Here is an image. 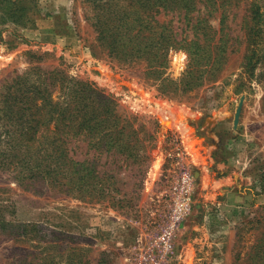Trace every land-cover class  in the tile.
<instances>
[{
    "label": "rangeland",
    "instance_id": "obj_1",
    "mask_svg": "<svg viewBox=\"0 0 264 264\" xmlns=\"http://www.w3.org/2000/svg\"><path fill=\"white\" fill-rule=\"evenodd\" d=\"M231 3L223 24L234 41L222 71L180 102L92 56L91 0H0V83L45 55L43 69L92 82L161 128L130 212L0 169V264H257L255 246L264 240V0ZM185 66V54L172 55V77Z\"/></svg>",
    "mask_w": 264,
    "mask_h": 264
},
{
    "label": "trees",
    "instance_id": "obj_2",
    "mask_svg": "<svg viewBox=\"0 0 264 264\" xmlns=\"http://www.w3.org/2000/svg\"><path fill=\"white\" fill-rule=\"evenodd\" d=\"M91 1L97 9L88 18L94 58L180 102L216 82L234 41L223 24L231 0H204L203 15L200 0ZM218 13L216 29L211 21ZM179 52L186 66L174 78L171 57ZM44 56L0 83V169L18 171L23 182L38 181L55 192L130 212L151 166L159 123L123 109L92 82L58 67L43 69ZM257 243L258 264L264 262V240ZM35 261L21 264H40Z\"/></svg>",
    "mask_w": 264,
    "mask_h": 264
},
{
    "label": "water",
    "instance_id": "obj_3",
    "mask_svg": "<svg viewBox=\"0 0 264 264\" xmlns=\"http://www.w3.org/2000/svg\"><path fill=\"white\" fill-rule=\"evenodd\" d=\"M242 105H243V97L240 98V101H239V104H238V107L236 109V112H235V116H234V120L237 121L239 116H240V113H241V109H242Z\"/></svg>",
    "mask_w": 264,
    "mask_h": 264
},
{
    "label": "bare ground",
    "instance_id": "obj_4",
    "mask_svg": "<svg viewBox=\"0 0 264 264\" xmlns=\"http://www.w3.org/2000/svg\"><path fill=\"white\" fill-rule=\"evenodd\" d=\"M163 107L166 108V106H163ZM160 111H161V110H160ZM172 111H173V110H172ZM170 114H171V113H170ZM168 115H169V114H168ZM164 118H166L165 120H167V122L169 121V117H166V116H165ZM172 118H173V117H172ZM176 122H177V121H176ZM178 123H179V122H178ZM175 124H176V123H175ZM182 132H183V131H182ZM185 136H186V135H185ZM189 146H190V144H189ZM188 149L191 150L189 147H188ZM189 154L191 155L193 161L196 162V163H198V160H197V158L195 157V155L193 154V152L190 151ZM186 255H187V254H186ZM188 255H190V254H188ZM187 257H188V256H187ZM187 257H186V258H187ZM190 258H191V257H190ZM189 260H190V259H189ZM189 260H187V261H189ZM185 261H186V260H185ZM187 261H186V262H187Z\"/></svg>",
    "mask_w": 264,
    "mask_h": 264
}]
</instances>
